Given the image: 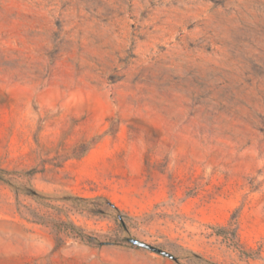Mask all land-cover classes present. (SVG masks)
<instances>
[{
	"label": "rangeland",
	"instance_id": "obj_1",
	"mask_svg": "<svg viewBox=\"0 0 264 264\" xmlns=\"http://www.w3.org/2000/svg\"><path fill=\"white\" fill-rule=\"evenodd\" d=\"M0 264H264V0H0Z\"/></svg>",
	"mask_w": 264,
	"mask_h": 264
},
{
	"label": "water",
	"instance_id": "obj_2",
	"mask_svg": "<svg viewBox=\"0 0 264 264\" xmlns=\"http://www.w3.org/2000/svg\"><path fill=\"white\" fill-rule=\"evenodd\" d=\"M151 248V247H150Z\"/></svg>",
	"mask_w": 264,
	"mask_h": 264
}]
</instances>
